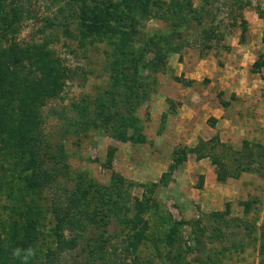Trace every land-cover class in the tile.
I'll return each instance as SVG.
<instances>
[{
    "label": "rangeland",
    "instance_id": "obj_1",
    "mask_svg": "<svg viewBox=\"0 0 264 264\" xmlns=\"http://www.w3.org/2000/svg\"><path fill=\"white\" fill-rule=\"evenodd\" d=\"M134 1L6 0L20 13L16 40L45 47L66 73L54 94L39 96L33 120L47 141L62 145L69 179L91 189L79 194L78 209L111 220L107 228L90 224L87 239L60 254L53 209L62 196L65 205L70 200L44 188L32 260L121 261V244L145 222L139 264H264V69L254 68L264 54V0H145L123 15ZM196 11L203 24L180 32ZM125 31L132 40L120 45ZM203 31L214 35L210 49ZM86 106L89 123L80 112ZM18 124L11 129L20 134ZM11 153L0 147L4 218L7 204L28 191L16 185L26 165ZM113 193L126 219H144L136 231L110 215L119 199Z\"/></svg>",
    "mask_w": 264,
    "mask_h": 264
},
{
    "label": "trees",
    "instance_id": "obj_2",
    "mask_svg": "<svg viewBox=\"0 0 264 264\" xmlns=\"http://www.w3.org/2000/svg\"><path fill=\"white\" fill-rule=\"evenodd\" d=\"M146 2L145 0H135L133 3H129L128 6H132V10L128 13L123 11V15L130 16L141 3ZM7 8L6 0H0V147H7L9 151H12V158L26 165V169L18 173L20 182L16 185L27 187L28 191L24 198L20 196L19 200L12 199L7 204L5 210L9 212L8 217L4 218L0 212V237L3 238L0 241V264H23L24 250L29 247L35 249L39 236L42 235L41 227L44 216L37 197L40 196V191L44 188L50 187L58 194L62 195L63 193L64 196H68L70 200L69 204L65 205L62 196L59 201L55 202L56 205L53 209L57 221L54 234L60 241V254L64 252L65 248L75 250L80 242L85 241L90 224L97 228L100 225L107 228L111 226V220L107 216L99 218L96 214L92 217L91 213L78 209L83 204L78 203L79 199L83 197H80L79 194L84 190V194L88 193L89 195L91 189L83 186L80 180L76 182V180L69 179L70 174L64 161L65 154L62 145L56 146L57 144L47 141L40 129V124L37 123V120L36 122L33 120L37 117L39 106L36 102L41 99L39 96L54 94L60 87V79L66 73L60 72V68H58L60 64L57 61V66L55 65L51 52L45 47L21 46L16 40L20 28V13L8 11ZM201 11H196L193 17L190 16L188 20L184 21L179 30H186L192 22L202 25L205 17L202 16ZM203 33H205L204 40L207 41L205 46L210 49L214 35L208 31H203ZM123 38L120 45L124 41L126 43L128 40H132L128 31L124 32ZM153 43L151 42V45ZM148 45L150 46V42ZM261 61L263 62L261 63ZM254 68L258 72L264 69V54L254 65ZM37 90H39L38 94ZM90 109V106L80 109V112H83L81 114H87L86 122L88 123L92 122L90 119H92L93 112ZM18 122L15 129L20 131V134L14 133L11 129V126H15ZM31 122L35 124H29ZM54 146L56 147L53 149ZM47 149H51V151H46ZM16 161L9 163L13 166L11 171H14V174L20 168ZM180 163L181 159L175 158L173 167H178ZM25 171L31 173L25 175L23 174ZM68 181L75 183V190L69 189L66 185ZM111 196L112 200H116L118 197L119 199L111 203L110 215L112 213L119 222L125 223L126 225H123H128L132 231H136L144 219L140 216L126 219V207L122 203L120 194L115 196L113 193ZM140 205L144 208L142 203ZM146 229L147 224L144 222L134 235L130 234L129 237H135L128 245L121 244L123 254V257H120L121 261H117L120 259L102 258L100 264H139V258L135 255L139 243L137 237L139 236L141 240ZM65 230L73 231L74 237L70 240L63 239ZM121 232V228L119 233L115 231L114 235L111 234L109 237V241L119 238ZM15 249L21 250L19 257L13 255ZM52 255H54L53 252L48 254V258ZM132 255L133 257H131ZM28 264H36V262L30 258Z\"/></svg>",
    "mask_w": 264,
    "mask_h": 264
},
{
    "label": "clouds",
    "instance_id": "obj_3",
    "mask_svg": "<svg viewBox=\"0 0 264 264\" xmlns=\"http://www.w3.org/2000/svg\"><path fill=\"white\" fill-rule=\"evenodd\" d=\"M13 255L15 257H19L21 255V250L15 249ZM34 256H35V250L33 248L29 247L28 249L24 250L23 264H28L29 259Z\"/></svg>",
    "mask_w": 264,
    "mask_h": 264
}]
</instances>
